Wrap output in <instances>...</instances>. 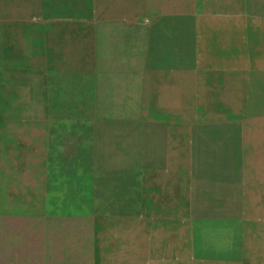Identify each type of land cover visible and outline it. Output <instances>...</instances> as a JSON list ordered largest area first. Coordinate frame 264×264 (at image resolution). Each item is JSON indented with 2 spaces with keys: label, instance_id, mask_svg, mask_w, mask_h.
Instances as JSON below:
<instances>
[{
  "label": "rangeland",
  "instance_id": "374dc122",
  "mask_svg": "<svg viewBox=\"0 0 264 264\" xmlns=\"http://www.w3.org/2000/svg\"><path fill=\"white\" fill-rule=\"evenodd\" d=\"M80 1L0 0V73L29 67L31 43L58 73L72 64L54 45L77 49L87 29L95 35L91 61L74 60L95 81L91 156L73 138L86 125L74 131L63 124L75 115L46 114L48 78L0 75V264H264V10L242 6L264 0ZM171 79L185 81L174 91ZM245 79L258 87L243 114L244 105L232 107L245 104ZM152 123L184 124L194 141L179 213L143 211V130ZM240 126L242 161L237 153L230 163L240 142L229 136ZM205 147L221 152L210 161L222 168L219 189L213 175L204 187ZM241 166L250 178L243 188Z\"/></svg>",
  "mask_w": 264,
  "mask_h": 264
},
{
  "label": "bare ground",
  "instance_id": "6f19581e",
  "mask_svg": "<svg viewBox=\"0 0 264 264\" xmlns=\"http://www.w3.org/2000/svg\"><path fill=\"white\" fill-rule=\"evenodd\" d=\"M45 1L47 2V4H49V5L52 4V6H54V4L57 3L58 0H45ZM141 1L143 2V0H141ZM262 1L263 0H252L251 2H262ZM80 2H81V4H85V3H82V2H86L88 4V0H81ZM156 2H157V0H156ZM227 2H230V1H228V0H222L221 1L222 8H224L225 5H229L230 4V3L228 4ZM236 2H237V0H236ZM147 3H148V1H147ZM76 4H78V3H76ZM230 5H232V3ZM78 6H83V5L78 4ZM242 6H259L262 10H264V3H249V4H243L242 3ZM77 8H80V7H77ZM102 8L104 9V7H102ZM196 8L197 7H195V9ZM121 9H123V8H121ZM15 22H18V21H15ZM190 32H192V31L191 30H189V32L185 31L184 32L185 34L182 36L183 38H182V41H181V44L182 45H186L187 48L189 46V42H190V39H191ZM85 33H87V34H84V41L82 43V47H79L77 49L63 50L64 49L63 45L68 43V42H70V41H64V42L57 43L56 45H54L55 48H59L65 54V55L60 56L59 59H65V60L71 61L72 66L64 67L63 69H65V70H61L58 73L48 71L45 68L44 65L40 64L42 62L41 56L36 53L40 46L37 45L35 47L36 49L33 50V49H31L32 46H33L32 43H31V44H29L27 46V48L29 50L25 51V60H29V63H30L29 67H26V66L18 67L16 70L9 69V70H4V71H2L0 73L1 76H4L6 74V76L14 77V79L16 78V80H20V81L23 80L22 83L24 81L27 82V80H30L31 77H37L39 79H42V77L45 76L46 78H48V80L44 79V83H45V87H46V96L42 95V97H45V107L44 108H46V110H45L46 114L47 113L50 114V115H52V114L53 115L54 114L63 115L64 114V116L65 115L70 116L71 114H72V116L75 115L77 118H76V120L74 122L67 121L63 125H65L66 127H69V125H73L72 129H74V131H76V129H79L78 126L86 125V126H84V128H86V131L84 133H80V134L76 133V135L74 134V137H73L77 141L83 143V145H85L84 147H86L87 138H88V142L91 143L90 132L88 130L89 126L87 124L88 120H90V119H87V118H88L89 113H90L89 112V110H90L89 109V105L91 106V104H88V103L90 101L89 100L90 96H91V94L93 92V87H94L95 81H93V79H88L90 74H88V72H83L81 70L80 66H76L75 67L74 66V60L76 59V60L82 61V62L83 61H88L89 62L92 59L91 57H92V51H93V48H94V36L95 35L93 34V31L91 29H87L85 31ZM14 35H15V41H17L19 43V45L20 44L21 45H26V44H24L25 40L22 38L21 35H19V34H14ZM143 36H141V37H143ZM154 37L155 36L153 35V38ZM142 42H143V40H142ZM132 43H134V42H132ZM74 52H76L75 54L77 55L75 58L72 57V55H74ZM35 53L37 55H35L34 58H32V55L35 54ZM50 60H57V58H53V59H50ZM32 61L35 63V65L31 64ZM255 73H257V72H255ZM60 77H62V78L65 77V79H60ZM49 78H52V79H49ZM0 80H3V79H0ZM94 80H96V79H94ZM99 81L103 82V81H101V79ZM183 81H185V79H171V81H169V82H171L170 89L174 90V91H178L177 90L178 88H177L176 84L179 85V83L180 82L182 83ZM97 82H98V80H97ZM238 84L240 85L241 92H242V89L244 90V93H245V95H244L245 104H244V101L239 102L237 104V107H239L241 105H244L245 109H244V113L243 114H245L246 111H247V107L252 103L253 100H255L257 98L256 90H257L258 85H257V81L256 80L254 81L253 79H245L243 81L241 80ZM144 88H145V85H144ZM147 91L148 90L146 89V92ZM134 93H135V91H134ZM80 108L82 110L81 112H79ZM153 109L154 108H152V110ZM185 114H186V112H185ZM131 120H133V119H131ZM139 121H137V122H139ZM170 123H172V122H170ZM102 131H103V129H102ZM143 132H144V134H143V139H144L143 143L145 142V147H147L146 157H145L146 165H145L144 171L148 172V173H145L146 177H152L153 178L152 180H146V183L148 182V184L154 185V182H156L158 180V179H155V178H160L158 176H165L168 179L173 178L171 181L174 183L175 186L178 185V184H181L183 182H185V183L188 182V184L190 185L191 178H192V169H191V166H190L188 160L183 159V157H184L183 147L180 144H178V140H180V139L177 138V141L172 143L173 144L172 147H165L162 144L161 139H160L161 136H162L161 135L162 133L155 132L154 130L149 129L148 127L146 128V130L144 129ZM178 135H180V134H178ZM20 138H22V137H20ZM56 138L57 137H55L54 139L56 140ZM133 138L135 140V137H133ZM110 139H111V137H110ZM187 141L190 142V144L194 143V141H193V139H192V137L190 135L187 137ZM7 142H9V141H7ZM174 145H175V150L172 153ZM193 147L194 146L192 145V147L190 148L191 154L193 152L192 151ZM169 152H170L171 155L169 154ZM165 154H167V155L165 156ZM191 154H190V156H191ZM106 155H107V153H106ZM19 159H21V157ZM120 160H121V158H120ZM153 169H156V170H153ZM157 169H159L158 172H155V171H157ZM175 177H181V178H175ZM176 179H178L177 182H176ZM247 181H248V177L245 174H243L242 175V184H243V186H244L245 182H247ZM20 186H21V184H20ZM242 194H243V192H242ZM242 194H241V196H242ZM263 235H264V233H263Z\"/></svg>",
  "mask_w": 264,
  "mask_h": 264
},
{
  "label": "crops",
  "instance_id": "0c3cea01",
  "mask_svg": "<svg viewBox=\"0 0 264 264\" xmlns=\"http://www.w3.org/2000/svg\"><path fill=\"white\" fill-rule=\"evenodd\" d=\"M237 102L236 104L232 107V110L234 111L235 109H237ZM247 112V111H246ZM245 116V115H244ZM247 119H251V118H245L243 120V122H247ZM242 122V123H243ZM149 129L154 130L155 132L158 133H162L161 135V142L165 147H172L175 141H177V138H179L180 140H178V144H180L183 147V151H184V157L183 159L185 160H189V156L191 154V150L190 148L192 147L193 143L190 144V142L187 141V137L190 135L188 128L186 125L184 124H179V123H175L173 125H168V126H158L157 124H150V126L148 127ZM231 131V130H230ZM233 133H237V135H233L231 134L229 136V138H234L237 139V141L240 142V146L237 149H235L234 147H231L230 151L228 152V155L231 156L230 157V163L234 160V156L239 153L240 155V161H242V146H241V142H242V135L244 133H248L247 128L240 126L238 130H232ZM180 134V135H178ZM178 135V136H177ZM248 138V137H247ZM252 135L250 137L251 141H252ZM209 140V138H208ZM207 142V141H206ZM86 147L88 150L89 155L91 156V143L88 142V138L86 141ZM175 150V145L174 148L172 150V153ZM221 152L218 151L216 148L212 149L210 147H205L204 148V152L199 154H202L203 157L200 155L201 159H204V162H206L205 168H201V173L202 175L204 174L203 177V184L204 187L206 186L205 183H207V187L206 188H210V178L213 175V181L218 180V184L214 185V189H216L218 187H221V182H219V179L222 178L221 176V172H222V168L217 169L215 165H212V163L210 162L211 159H215L217 154H220ZM170 154V152H169ZM167 154H165L166 156ZM171 155V154H170ZM164 156V157H165ZM237 157V156H236ZM170 160V159H169ZM242 165V163H241ZM231 172H232V167L228 168ZM156 170V169H153ZM159 169H157L158 172ZM241 173L242 175L245 174L248 177V174L244 171V169L241 166ZM144 173H148L146 171H144ZM160 178H155L158 179L156 182H154V185H150L148 184V182L146 183V193L144 194L145 196V207L143 209V211L147 212V213H165V214H173V213H179L180 211L184 210L183 209V205L185 204L186 200H188L189 198V191L188 189L190 188V185L185 182L178 184V185H174V183L171 181L173 178L168 179L165 176H158ZM175 178H181V177H175ZM152 177H147L146 180H152ZM178 181V179H176V182ZM248 181H250V178L248 177ZM247 181V182H248ZM260 182L264 181V176H261L259 179ZM246 182V184H247ZM241 185L243 188V184H242V177H241ZM251 189V191L249 192V190ZM253 188H249L247 189V192H245V194L247 195H253ZM261 192H259L260 196L264 195V191L260 190Z\"/></svg>",
  "mask_w": 264,
  "mask_h": 264
}]
</instances>
